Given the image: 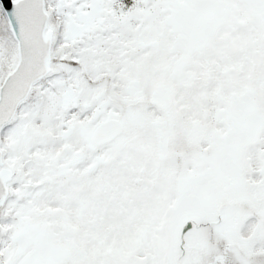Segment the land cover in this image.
<instances>
[{
	"label": "snow or ice",
	"instance_id": "obj_1",
	"mask_svg": "<svg viewBox=\"0 0 264 264\" xmlns=\"http://www.w3.org/2000/svg\"><path fill=\"white\" fill-rule=\"evenodd\" d=\"M0 264H264V0H0Z\"/></svg>",
	"mask_w": 264,
	"mask_h": 264
}]
</instances>
